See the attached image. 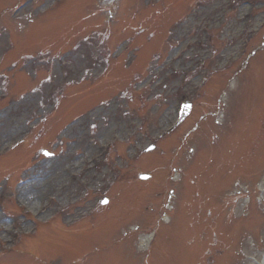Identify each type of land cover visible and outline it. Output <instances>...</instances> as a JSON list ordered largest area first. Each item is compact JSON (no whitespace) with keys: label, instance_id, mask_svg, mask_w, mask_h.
I'll use <instances>...</instances> for the list:
<instances>
[{"label":"rangeland","instance_id":"obj_1","mask_svg":"<svg viewBox=\"0 0 264 264\" xmlns=\"http://www.w3.org/2000/svg\"><path fill=\"white\" fill-rule=\"evenodd\" d=\"M54 1L0 0V74L7 76L0 149L29 140L12 161L0 159V187L10 193L3 172L24 162L28 169L13 173V185L42 180L33 204L22 196L31 215L10 199L0 208V250L17 241L15 221L26 237L0 264H251L264 253V0H119L111 27L101 26L108 3L64 0L52 7ZM252 3L257 16L245 24L240 18ZM211 30L212 43L203 46ZM187 45L194 51L180 60ZM202 75L210 76L209 88L183 125L158 142ZM112 140L115 148L104 156L99 147ZM149 143L157 148L146 154ZM43 150L56 157L45 159ZM94 155L99 162L85 177L80 159ZM50 166L58 176L42 179ZM138 173L151 178L139 180ZM167 200L174 205L159 220ZM72 216L84 220L67 224ZM49 218L52 225L34 235ZM138 224L154 233L146 252L138 251V237L124 236ZM146 240L139 241L143 250L151 235Z\"/></svg>","mask_w":264,"mask_h":264},{"label":"bare ground","instance_id":"obj_2","mask_svg":"<svg viewBox=\"0 0 264 264\" xmlns=\"http://www.w3.org/2000/svg\"><path fill=\"white\" fill-rule=\"evenodd\" d=\"M208 85H207V87H208ZM207 87H206V89H207ZM44 175H47V177H49L50 179H55L58 176V174L56 172V168H54V166H50L48 169H46ZM41 181L36 179L35 181L28 183L25 186H23L21 191L19 190V193H21V197L23 196L25 200L31 202L30 204H33L31 200L34 199L35 194L38 192L37 191L38 188H40V186L42 185ZM34 206L35 205L32 206L33 209H34ZM37 209H38V206H37ZM142 242L144 243L145 240H143Z\"/></svg>","mask_w":264,"mask_h":264},{"label":"snow or ice","instance_id":"obj_3","mask_svg":"<svg viewBox=\"0 0 264 264\" xmlns=\"http://www.w3.org/2000/svg\"><path fill=\"white\" fill-rule=\"evenodd\" d=\"M185 107H188L187 105H185ZM47 154V153H46ZM104 203H107V201H104Z\"/></svg>","mask_w":264,"mask_h":264}]
</instances>
